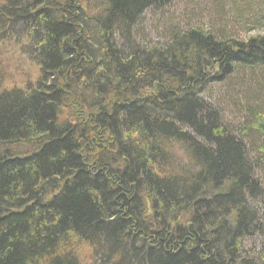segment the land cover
Returning a JSON list of instances; mask_svg holds the SVG:
<instances>
[{
  "label": "trees",
  "instance_id": "16d2710c",
  "mask_svg": "<svg viewBox=\"0 0 264 264\" xmlns=\"http://www.w3.org/2000/svg\"><path fill=\"white\" fill-rule=\"evenodd\" d=\"M175 1L0 0L39 71L0 90V264H80L85 245L103 264H264V103L245 95L256 148L203 95L260 83L264 34L154 42L144 24ZM217 1L264 27V0Z\"/></svg>",
  "mask_w": 264,
  "mask_h": 264
},
{
  "label": "rangeland",
  "instance_id": "374dc122",
  "mask_svg": "<svg viewBox=\"0 0 264 264\" xmlns=\"http://www.w3.org/2000/svg\"><path fill=\"white\" fill-rule=\"evenodd\" d=\"M205 1L207 3L202 0H176L172 5L161 11L159 14L160 16L156 17L157 20L151 21L155 29H150L147 27L146 23L144 24L149 38L154 42L161 40L166 36V29L170 26L175 29L180 28L181 30L187 27L204 26L206 28H213L219 33L222 32L226 34V36L234 35L241 38L264 34V27L246 32L245 29L241 27L243 24L239 25V23L235 21V17H232L233 15L228 16L224 10L222 12L218 9L220 8L219 1L214 0L211 3L209 2L210 0ZM227 8L228 6L226 4L225 9L227 10ZM245 14L248 15V12ZM29 50L30 46L25 44L23 40L0 28V90L14 88L26 89L36 85L39 71L36 63L29 54ZM260 75L262 74L258 73L256 75L258 81H260L256 86L253 84L241 89L240 86L237 85V82L234 84H228L229 82L219 84L213 83L203 94L206 99L219 107L229 124L237 128L244 124L248 126V133L244 136L246 138L245 141L256 148L260 144V133L250 124V121H248L250 120L248 119L250 115L247 112L248 105L245 101V95H250L256 99L262 100L264 103V80H261L264 78ZM77 108L76 106L73 108L71 106L67 110V113L70 111V113L75 115L73 118L75 120ZM81 110H83L82 116L84 118L90 116V112L87 109L82 107ZM248 122L249 124H247ZM9 148L15 150L14 152L19 154L24 152L29 153L31 150V148L25 145L9 146ZM170 150L172 151V158H174L175 161L180 160L183 164L184 161L187 162L180 147L174 146L171 147ZM258 157L263 158L260 155ZM254 244L258 245L259 242H254L253 240H248L246 242L247 247L253 246ZM85 246H80L82 254H79V251H77L82 261H80V264H103L98 260L99 258L93 257L92 252L89 251L91 247L87 248V245Z\"/></svg>",
  "mask_w": 264,
  "mask_h": 264
}]
</instances>
